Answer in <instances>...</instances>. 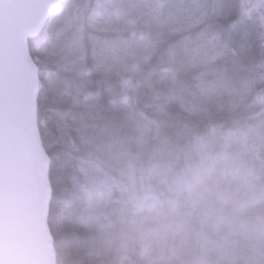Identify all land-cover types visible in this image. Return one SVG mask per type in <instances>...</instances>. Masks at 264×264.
<instances>
[{
  "label": "snow or ice",
  "instance_id": "6c2138e0",
  "mask_svg": "<svg viewBox=\"0 0 264 264\" xmlns=\"http://www.w3.org/2000/svg\"><path fill=\"white\" fill-rule=\"evenodd\" d=\"M129 52L161 115L264 103V0H0V264L87 246L135 115Z\"/></svg>",
  "mask_w": 264,
  "mask_h": 264
},
{
  "label": "trees",
  "instance_id": "16d2710c",
  "mask_svg": "<svg viewBox=\"0 0 264 264\" xmlns=\"http://www.w3.org/2000/svg\"><path fill=\"white\" fill-rule=\"evenodd\" d=\"M134 62L133 53L124 54L121 67L133 81L135 115L118 133L122 143L107 165L113 202L98 220L80 229L87 246L78 252L73 248L70 258L57 245V264H170L173 205L187 197L177 173L186 158H195L197 148L226 146L264 181V103L225 94L219 107L200 105L199 98L195 109L172 101L173 109L161 115L153 88L140 70H131ZM234 260L264 264V241L242 244Z\"/></svg>",
  "mask_w": 264,
  "mask_h": 264
},
{
  "label": "clouds",
  "instance_id": "9594fccd",
  "mask_svg": "<svg viewBox=\"0 0 264 264\" xmlns=\"http://www.w3.org/2000/svg\"><path fill=\"white\" fill-rule=\"evenodd\" d=\"M177 173L187 192L168 226L170 264H235L242 244L264 241V181L228 148H197Z\"/></svg>",
  "mask_w": 264,
  "mask_h": 264
},
{
  "label": "rangeland",
  "instance_id": "374dc122",
  "mask_svg": "<svg viewBox=\"0 0 264 264\" xmlns=\"http://www.w3.org/2000/svg\"><path fill=\"white\" fill-rule=\"evenodd\" d=\"M56 263H57V261H56Z\"/></svg>",
  "mask_w": 264,
  "mask_h": 264
},
{
  "label": "water",
  "instance_id": "95a60500",
  "mask_svg": "<svg viewBox=\"0 0 264 264\" xmlns=\"http://www.w3.org/2000/svg\"><path fill=\"white\" fill-rule=\"evenodd\" d=\"M57 264V263H56Z\"/></svg>",
  "mask_w": 264,
  "mask_h": 264
}]
</instances>
